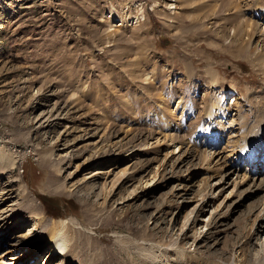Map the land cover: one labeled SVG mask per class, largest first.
<instances>
[{
	"label": "rangeland",
	"instance_id": "rangeland-1",
	"mask_svg": "<svg viewBox=\"0 0 264 264\" xmlns=\"http://www.w3.org/2000/svg\"><path fill=\"white\" fill-rule=\"evenodd\" d=\"M263 11L264 0H0V148L16 160L0 155V244L37 235L7 256L46 257L41 215L82 226L66 264H158V250L172 264L178 251L264 261L262 154L247 178L244 158L222 157L264 97ZM232 103L247 115L219 126ZM209 124L222 132L211 146Z\"/></svg>",
	"mask_w": 264,
	"mask_h": 264
},
{
	"label": "bare ground",
	"instance_id": "bare-ground-1",
	"mask_svg": "<svg viewBox=\"0 0 264 264\" xmlns=\"http://www.w3.org/2000/svg\"><path fill=\"white\" fill-rule=\"evenodd\" d=\"M262 15L263 16L261 17V19H262V22L264 23V13ZM248 25L251 26V28L253 27L252 29L254 31H256L254 28L256 26V23L253 24L251 22H248ZM260 36H261L260 42H262V44H263L264 32L261 33ZM257 51H258V49H257V47H255L253 54H257ZM262 54H264V53H262ZM263 67H264V65H263ZM202 96L204 97V93ZM234 101L235 100H233V103H234ZM233 103H232L231 107H228V113L230 114L232 109H233V111H235V113H231L230 115H228V113H226L224 116L225 120L223 122L221 121L218 124L219 126H224L225 122L227 123V121H230V123H234L237 119H241V117L247 115V114H245V115L242 114L243 116H241L240 114L242 112H244L242 107H240V106L235 107V105ZM254 105L258 106V109L256 108L257 113H255L253 115L252 120L243 121L241 123L240 128H237V129H239L238 134H236V135L234 134V135H231V137H228V140H227V142L229 144L228 145L229 146L228 153L222 157H225V158H228V157L232 158L233 157V158H235L234 160H237V161L240 159V162H241L242 158L245 157L244 160H247V162H248L249 158L251 160V159H254V157L257 158L258 155L262 154L260 156V158H262L261 160L264 161V154H263V150H264V97L259 99L258 101H256V104H254ZM254 105H252V106H254ZM229 108H231V110ZM254 108H255V106H254ZM247 112H250V110H248ZM232 114L236 118H234L233 116L231 117ZM236 114H238L237 115L238 118H237ZM213 116H214L213 114L210 115V110H208L206 120L212 119ZM213 127L214 126H210V124H209L206 128H204L202 135L207 136L210 139H209V141L206 140L203 143L201 142L202 144H206L208 146H211V145H213L212 142L216 141L217 138L221 135V133H222L221 130L218 127H217L218 129L216 127H215L216 129ZM228 134L230 135V133H228ZM208 142L210 144H208ZM114 144H116V142L113 143L112 145L114 146ZM206 145H204V146H206ZM214 149H213V152H211L209 150L207 151V148L203 149L200 152L203 155L202 156L203 159L209 160V158L214 157L216 155L215 154L216 150H214ZM219 152H217V153H219ZM222 152H223V150H222ZM187 153H189V152H187ZM0 155H1V157H3V159L8 158L9 163L11 165H13L16 162L15 158L9 159V156H10L9 153L4 151L2 148H0ZM249 164L250 163L245 164L244 167H246V168L244 170L243 176H241V177L247 178V176H248L247 173L249 171V170H247V167ZM241 165L242 164L240 163L239 167H237V168H240ZM4 220H5V218L0 219V224L3 223ZM39 221H40V223H38ZM39 221L37 222L38 224L35 223V227L38 226L37 230L39 228L44 229L45 234H46V242H47V244L48 243L51 244V248L49 249L48 254L46 255V257L42 258L40 264H66V261L67 262L69 261V263L77 261V258L79 255L77 254V251H76V245L78 243H77V241H73V238H74L73 234L78 232L76 230L82 228V226H80L78 222H75L72 219H69V221L66 219H58V220L44 219L41 215L39 216ZM5 224H7L6 221L3 223V226ZM257 232H258V234H260V236H259L260 240L258 241V243H256V250L254 253L255 257L258 256L259 253L264 251V222H261V225L259 226V229L257 230ZM81 233H80V235H81ZM30 234H31V236L26 237L27 240H25V243L24 242L21 244L16 243L14 245H12V244L8 245L7 243L0 244V258L6 259L7 260L6 264H33L34 263L33 259L35 256V255H33L34 248L31 249L28 253L23 254L22 256H18L15 258H10L9 256H7V255H12V252L14 251L13 249L18 250L19 248L25 246L26 244H29L30 241L34 237L37 236L35 234V231L31 232ZM246 243H247V241H246ZM79 245L82 246L83 244L81 243ZM3 246L4 247L6 246V248H4ZM243 246L244 245L239 246L240 254H244ZM166 249H168V248H166ZM186 252L187 251H180V252L178 251V253L175 252V253H177V256L174 259L173 264H202L201 262L203 260L200 257H197L194 254L190 255ZM152 258H153L152 262L154 261L158 264H172L169 262V260L173 259V257L168 259L167 255L163 251H160V250H158L157 252L156 251L153 252ZM56 260H58V262L53 263V261L55 262ZM1 262L3 263V261H1ZM216 264H218V263H216ZM219 264H220V262H219ZM221 264H236V263H235V259L230 258L228 261H224ZM237 264H244V263L241 262V263H237ZM260 264H264V261L260 262Z\"/></svg>",
	"mask_w": 264,
	"mask_h": 264
},
{
	"label": "trees",
	"instance_id": "trees-1",
	"mask_svg": "<svg viewBox=\"0 0 264 264\" xmlns=\"http://www.w3.org/2000/svg\"><path fill=\"white\" fill-rule=\"evenodd\" d=\"M44 202H45V200H44ZM46 203H47V202H45V204H46ZM46 206H47V211H48V213H49L51 216H57V213L54 212V210L52 209V207L48 206L47 204H46Z\"/></svg>",
	"mask_w": 264,
	"mask_h": 264
}]
</instances>
